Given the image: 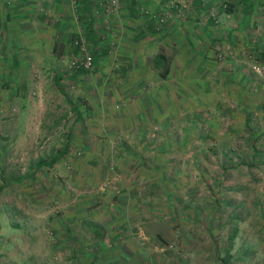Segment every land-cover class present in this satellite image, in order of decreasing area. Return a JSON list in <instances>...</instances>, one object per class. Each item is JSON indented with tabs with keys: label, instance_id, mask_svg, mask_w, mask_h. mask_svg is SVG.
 Instances as JSON below:
<instances>
[{
	"label": "rangeland",
	"instance_id": "1",
	"mask_svg": "<svg viewBox=\"0 0 264 264\" xmlns=\"http://www.w3.org/2000/svg\"><path fill=\"white\" fill-rule=\"evenodd\" d=\"M50 1L52 0H41L42 4L39 2L34 6L35 12L42 13L47 19ZM67 1L71 9L74 4L71 0ZM154 1L156 0L142 6L141 11L148 16L152 13L151 16L155 19L152 23L157 27L160 25V30L165 32L160 35L155 33L156 31L152 32L145 25L146 15H140L139 20H127L123 15L121 18L119 0L114 5H109L106 0H91L94 27L98 36L95 45L98 56L94 65L95 71L79 74L74 79L75 83L68 77L75 66L73 60L83 52L80 49L75 51L74 47L72 49L67 42L69 39L74 42L78 35L84 36L79 19L78 25L77 23L76 26L72 25V29L66 31V34L59 33L63 41H55L59 51L56 54L44 49L42 53L35 50L37 41L34 39L33 31L30 32L27 51L29 66L25 73L28 87L24 93L25 100L9 97L6 99L5 107L0 109V146H4L3 148L7 151L4 163L9 162L18 174H23L29 160L47 155L53 152L54 146L65 142L66 137L63 136L66 134L65 126L70 124L73 126L74 134L70 135L67 142L72 144V151L64 153L51 169L49 167L41 169L38 181L33 183L32 189H21L16 184L11 188L0 190V264H264V231L262 232L264 215L261 214L262 211L264 212V137L262 140L256 139V143H262V146L256 145L255 152L252 153L247 142L239 137L230 139L222 134L226 124L222 118L219 122L221 135L213 143L209 139L203 141L204 146L212 144V148L203 150L201 144L196 156L197 163L193 161L194 157L185 158L184 155L176 154L172 157L174 169L172 168L171 172H179L180 168H186L188 180L185 186L197 191L193 195L197 196L195 199L198 202L210 198L211 192L205 185H209L210 188L215 187L220 192L223 197L221 203L227 206L219 208L220 230L213 233V237L218 242L219 256L224 260L219 256L211 255L213 240L209 239L205 231L200 230L206 222V214L201 216L199 225L194 226L195 231L192 236L185 239L189 241H178L177 236L181 230L176 226L173 231H170L169 240L166 243H160L159 239L154 238L152 233L157 230V226L163 220L156 215L150 218L148 210L151 209L157 214L158 204L154 199L147 202L148 196L146 200L145 197L140 196V188H134L133 194H129V199L127 194L125 196L129 202L133 199L137 207L136 212L141 214L140 218L152 220L149 225L143 226L140 220L131 227L124 228L123 235L126 237V233L129 232L130 237L129 239L126 237L128 240L121 242L112 240L115 236L111 234L110 229L105 231L106 234L102 238L87 231L89 222L100 225L104 230L114 226L115 221L111 219L115 216L113 210L119 207L117 205L119 202L125 201L121 194L127 191V188L120 185L122 175L119 172L102 171V167L99 168L98 164L97 169L94 170V166L92 169L90 163L87 166L83 164L88 170L82 171V176L79 177L77 173H73L70 162L72 153H75L73 148L78 145L73 144L75 140L96 139L91 136L95 135L92 128H98L104 123V120L99 122L95 117L96 112L100 111L99 108L103 107L102 98L104 97L98 85L106 84L102 83V80L105 82L109 74L113 75V68L122 62L119 57L122 53L130 59V65L134 63V66L126 71L133 80L134 86L148 77L149 69L146 68V64L159 47L171 49L172 46L168 42L175 38L184 45L187 40L185 34L188 32L186 28H189L190 31H198L203 37L208 34L220 39L218 44L220 56L212 53L215 57L216 71L224 73L227 68L234 78L238 75L243 78L242 73H244L250 78L246 80L248 85L244 89L253 86L255 89L262 87L264 90V58L258 59L254 53L247 52L246 48L240 50L241 46L237 50L235 44L229 39L232 35L241 34L246 40L258 41L262 44V49L264 48V0H252L249 7L251 10L245 13H242L243 7L235 3L231 4L229 11L219 8L220 4L224 7L229 2L238 0H157V4L153 3ZM4 2L10 4V0H0V8ZM140 7V4L135 3V10L139 11ZM208 15L214 17L213 22L206 21ZM30 16L34 20L37 19L36 14L32 12ZM47 20L50 21L49 18ZM51 20H54L52 16ZM40 21L43 22V20ZM128 21L141 25L145 30L136 36L135 27L125 25ZM36 22L33 24L35 25ZM4 24V20H1L0 25L3 28ZM43 28H45L44 25ZM46 31L48 43H50L54 35L58 34V30L51 31L47 28ZM123 35L130 39L128 45L123 43L126 47L121 43ZM16 37L18 39L20 34L18 33ZM16 44L18 46V43ZM107 44L109 47L105 50ZM216 45L215 43V47ZM17 46L11 50L18 55L21 51L18 52ZM84 46L89 52L91 46L85 43ZM203 46L206 44L204 43ZM147 57L148 61H146ZM17 60L21 59L17 57ZM0 64L3 65L0 66V96L5 97L7 86L5 82H1L7 74L2 71L6 68V64L3 61H0ZM16 64L20 67L18 63ZM141 70H143L142 74H140ZM15 74L11 69L10 80H13ZM55 74L64 76L58 79V84L53 81ZM211 75L214 79L217 73L213 71ZM214 92L217 97L223 95L219 93L218 84H215ZM107 97L110 99L111 96ZM69 100L78 102L82 108L85 107L82 109L83 115L89 114L88 125L90 126L84 135L81 124H75L78 121L70 123L72 119L73 121L75 119V111L70 109ZM258 102L254 103L253 116L250 120L254 123L252 127L261 129L264 124L257 114ZM108 103L123 107L126 99L114 95ZM231 105L236 108L235 103ZM215 113L214 108L210 107L208 115ZM156 126L160 127V125ZM76 131L80 134L76 135ZM158 133L164 135L166 130L159 129L156 131V134ZM116 139H111L107 147L112 148ZM130 139H134L132 135ZM159 139L154 138L156 142ZM83 145H81L82 148H89V144ZM79 153L80 151L76 150V154ZM108 158L110 163L117 162L115 155H108ZM245 159L252 160L253 166L243 164L242 161ZM93 163L96 164V162ZM198 163L206 165L205 177L208 183L200 179L198 167L195 165ZM53 174L54 178L50 179ZM215 179H217V186L212 183ZM36 186H39L41 191H37ZM179 193L182 198L187 197L184 188H180ZM115 196L117 201L114 200ZM206 202L207 200L204 203ZM231 218L237 220L234 230L229 222ZM60 220L74 224L73 227L71 226L75 231L74 235L60 234V231L64 230L63 226L61 229L58 226ZM190 226L187 224L184 228L188 229ZM54 229H58L59 233L53 232ZM232 232L234 235H231ZM77 239L87 248V254L81 255V258H78L76 253H71ZM130 243L133 246H130ZM129 250L130 252H127Z\"/></svg>",
	"mask_w": 264,
	"mask_h": 264
},
{
	"label": "trees",
	"instance_id": "2",
	"mask_svg": "<svg viewBox=\"0 0 264 264\" xmlns=\"http://www.w3.org/2000/svg\"><path fill=\"white\" fill-rule=\"evenodd\" d=\"M234 3L239 5V7H243L242 13L251 10L249 7L252 0L229 2L224 7L220 4L219 8L229 11L231 4L233 5ZM73 4L74 6L70 10L73 11L76 19H79L83 26L82 35L86 36L85 38L83 36L84 43L91 46L89 50L91 54L90 66L84 68L81 64L73 65L74 67L68 78L74 82V79L79 74L95 71L94 65L98 56L95 45L98 36L94 27L91 0H74ZM9 5L4 2L2 8H0V21L4 20L5 22L4 28L0 25V61L6 64L5 69H7L2 70L7 72L1 82L6 83L7 90L5 91V97L0 96V109L5 107L6 99H9V97H19L25 100L24 93L28 87L25 76L26 68L21 61L17 60V55L11 50L10 42H8L7 30L10 26L7 16L10 11ZM153 19L151 16V20ZM213 20L214 17L206 16L208 23L213 22ZM46 23L49 25L54 24L53 20ZM190 24L193 26L191 22ZM153 25L152 28L154 32L156 31L155 33L159 35L165 33L164 30H160V25V27ZM13 29L14 31L16 30L15 28ZM186 29L188 32L185 34L187 39H185V44L181 45L183 43L178 38H175L168 42L172 46L171 49L166 50L168 47L166 49L159 47L158 51L152 55L153 57L149 60V63L146 64V68L149 69L148 77L142 82H137L134 86L133 80L126 72L134 66V63L130 65V59L124 53L119 56L122 62L113 68V75L109 74L105 82L102 80V83L106 84L98 85L104 97L102 98L103 107L99 108L100 111L96 112L95 117L99 122L104 120V123L98 128H92V132L95 135L91 136L96 139L80 141L75 137L77 140L73 144L78 145L73 148L75 153H72L70 162L73 173H77L79 177L82 176V171L88 170L86 166L90 163L91 168L94 166V170L97 169V164L99 168L102 167V171L115 170L122 175V183L120 185L127 188V191H123L121 194L125 201L119 202L117 204L119 207L113 210L115 216H112L111 219L115 221L114 226L104 230L100 225L89 222L87 231H90L89 233L92 235L102 238L106 234L105 231L110 229L111 234L113 233L112 235L115 236L112 237V240L121 242L128 240L130 237L128 236L129 232L126 233L128 239L123 235L125 232L124 228H129L140 220L143 226L149 225L152 220H148L149 218L145 217L140 218L141 214L136 212L137 207L133 203V199L130 202L127 200L130 198L129 194H133L134 188H140V196L145 197V200L148 196L147 202L154 199L158 204L157 214L151 209L148 210L150 218L156 215L163 220L157 226V230L152 233L154 238L159 239L160 243H166L169 240L170 231H173L176 226L181 230L177 236L178 241L181 242L188 239L195 231L194 226L199 225L201 216L206 214V222L203 226L201 225L200 230L202 232L205 231V234L209 235V239L213 240L210 253L212 256L218 257L220 254L218 242L213 237V233L220 230L219 225L221 222L219 217L221 214L219 208H225L227 205L221 203L223 197H221L218 189L215 187L210 188L209 185L205 186L211 192L210 198L202 199L199 202L196 201L195 198L197 196L195 197L193 194H196L197 191L185 186L188 180L186 168H180L179 172H171L172 168L174 169L172 157L176 156V154L184 155L185 158L194 157L193 161L197 163L198 159L196 156L200 145L202 144L201 148L203 150L212 148V144L204 146L203 141L209 139L213 143L221 135L219 129L220 118L226 123L225 127H223L224 133H222L225 137L230 139L239 137L250 145L252 153L255 152L256 145L262 146V143H256V139H263L264 127L261 129L252 127L254 123L251 122L250 118L253 116L254 103L259 101L257 103L259 109L257 114L264 124V90L262 87L255 89L253 86H250L249 89H244L248 85L246 80L250 78L242 72L243 78H240L241 76L239 75L234 78L231 76V71L227 70V68H225L226 71L224 73L216 71L214 66L215 57L212 56V53H217L220 56V46H218L220 39L208 34L203 37L196 30L190 31L189 28ZM78 36H76L74 42L69 41L70 39L68 40V45L70 44L72 49L74 47L75 51L79 49L78 40L80 36ZM192 36L195 41H193ZM229 39L235 44L237 50L241 46L240 50L246 48L247 52L254 53V56L258 59L264 58V48L262 49V44H259L258 41L246 40L241 34L232 35ZM204 43L206 46H203ZM215 43L217 47H215ZM56 46L54 41L52 46L54 54L59 52ZM108 47L109 44H107L105 50ZM148 59L147 57L146 61ZM16 63L20 67H17ZM0 66L2 67L3 65L0 64ZM11 69L17 74V76L16 74L14 75L13 80H10ZM213 71L217 73L214 79L211 75ZM142 72L143 70L140 71V74ZM53 77V81L56 84H58L59 78H64L62 74H55ZM215 84H218L219 93L223 94L222 96H215ZM232 89L233 92H231ZM6 93H8V96H6ZM15 94L17 95L15 96ZM108 95L125 98L126 104L123 107L111 105L108 103L111 99V97L108 99ZM68 102L70 109L75 111V119L74 121L72 119L70 123L78 121L75 124H81L80 127L84 129V135L88 132L87 129L89 130L90 126L88 125L89 114L83 115L82 109L85 107L79 106L78 102L71 100ZM230 103H235L236 108H233ZM210 107H213L216 112L211 116L208 115ZM156 125H160V127ZM65 127L66 134L63 135L66 137L65 142L54 146L53 152L39 156L34 160H29L23 174H18L17 170H14L9 162L4 163L7 151L6 148H3L4 146H0V190L11 188L16 184L21 189H32L33 183L36 180L38 181L41 169L47 167L51 169L64 153L71 152L72 144L67 141H69L70 135L74 134L72 132L73 126L70 124ZM159 129L166 130V133L164 135L163 133L156 134ZM77 131L76 135H79L80 132L78 133ZM87 135L89 136L90 134ZM131 135L134 138L133 140L130 139ZM115 138L117 139L114 146L108 148L109 141ZM154 138L160 139L156 142ZM82 144H84L83 146H88L89 144V148H82ZM102 149L103 151H101ZM76 150H79L80 153L76 154ZM108 155H115L117 162L110 163ZM223 156L225 157V154ZM93 162H96V164ZM242 163L250 167L253 166L252 160L246 161L245 159ZM83 164H86V166ZM195 165L198 167L200 179L208 183L205 177L207 175L206 165L199 163ZM53 176L54 174L52 177L50 176V179H53ZM212 183L217 186V179L213 180ZM36 187L37 191H41L39 186ZM180 188H184L186 198H182L179 195ZM61 194L63 195L62 191ZM114 200L117 201V196H115ZM206 200L207 202L204 203ZM260 211L261 209L259 214ZM261 214L264 215V212L262 211ZM229 222H231L230 225L233 227L232 230H234L237 220L231 218ZM187 224L191 225L188 229L184 228ZM72 225L74 226L72 222L68 223L60 220L58 226H60V229L61 226L64 227L60 234L74 235L75 231L71 228ZM52 231L59 233L58 229ZM263 231L264 228L262 229ZM231 235H234V232ZM78 242L79 239L73 245L71 253H76L77 257L81 258V255L87 254V248ZM130 246L133 245L130 243ZM127 252H130V250ZM126 256L130 258L128 254ZM219 258L224 260L220 256Z\"/></svg>",
	"mask_w": 264,
	"mask_h": 264
},
{
	"label": "crops",
	"instance_id": "3",
	"mask_svg": "<svg viewBox=\"0 0 264 264\" xmlns=\"http://www.w3.org/2000/svg\"><path fill=\"white\" fill-rule=\"evenodd\" d=\"M35 1V2H34ZM132 1V3H131ZM153 0H119L120 6H121V11L119 12V16L121 18L124 17V19H132V20H139L138 18L141 19L140 15H146L147 19L145 20V25L148 26L152 32L153 28V20L149 19L150 16H148V14H144L141 9L142 6H145L147 4H150V2L152 3ZM41 3V0H10V11H9V15L7 16V19L9 21V29L7 30L8 32V42H10L11 48L14 49L18 43L17 49H18V55L17 57L19 58V60L22 62V65L27 68L28 62H29V57L27 51L29 50V35L30 32L33 33L34 35V39L37 41V48H35V50L40 51V53H42V50H46L52 54L53 50H52V46H53V42L54 41H63L62 35L66 34V31H70L72 29V25L76 26V23L78 25V21L75 17V14L70 11L69 5H68V1L67 0H52L49 3H51L50 9L48 10V17L51 20V16L54 19L53 22L54 24H48L46 22H48V20L43 16L42 13H36L35 12V5L38 3ZM135 3L136 5L140 4V10H135ZM153 3H158L157 0L154 1ZM42 8V6H41ZM126 11V13H125ZM30 12L36 14L37 19H33L30 16ZM138 12V13H137ZM145 12V11H144ZM125 13V14H123ZM123 15V17H122ZM118 16V17H119ZM138 16V17H137ZM168 16V15H165ZM168 19V18H166ZM40 20H43L40 21ZM37 21L36 24L34 25L33 22ZM45 26V28L42 29V26ZM125 25L128 26H132L135 27V30L137 32H135L138 36L139 33H143V31L145 30V28L139 24L136 23H130L125 22ZM21 26V27H20ZM49 30L52 31V29L58 30V34L54 35L53 40L50 41V43H48V38L46 36V30L47 28ZM53 26V27H50ZM154 26V25H153ZM33 27V28H31ZM15 28L16 30L14 31ZM126 29V28H125ZM46 31V32H45ZM61 32V34H59ZM20 34V37L17 39L16 35ZM27 34V35H26ZM24 35H26L24 37ZM23 36V37H22ZM141 36V35H140ZM142 38V37H141ZM47 41V43H46ZM128 42H130V39L128 36L123 35L121 36V43L123 46H125L126 43L128 45ZM144 42L146 43V40H144ZM46 43V44H44ZM68 43V42H67ZM44 44V45H43ZM147 45H149V43L147 42ZM152 45V44H151ZM150 45V46H151ZM61 47H62V43H61ZM126 47V46H125ZM58 48V46L56 47V49ZM63 49V48H61ZM64 50V49H63ZM53 57V55H52ZM55 58V57H54Z\"/></svg>",
	"mask_w": 264,
	"mask_h": 264
},
{
	"label": "built area",
	"instance_id": "4",
	"mask_svg": "<svg viewBox=\"0 0 264 264\" xmlns=\"http://www.w3.org/2000/svg\"><path fill=\"white\" fill-rule=\"evenodd\" d=\"M116 1L117 0H106V2L109 5H114L116 3ZM71 2L73 3L74 0H71ZM78 48L83 53L80 56H78V58H75L73 60V63L75 66H77V64H81L84 68H88L91 64V54L87 51L86 47L84 46V38L83 37H79Z\"/></svg>",
	"mask_w": 264,
	"mask_h": 264
}]
</instances>
